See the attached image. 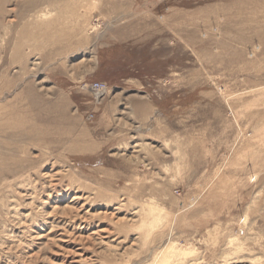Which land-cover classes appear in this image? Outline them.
Wrapping results in <instances>:
<instances>
[{
	"label": "rangeland",
	"instance_id": "obj_1",
	"mask_svg": "<svg viewBox=\"0 0 264 264\" xmlns=\"http://www.w3.org/2000/svg\"><path fill=\"white\" fill-rule=\"evenodd\" d=\"M0 264H264V0H0Z\"/></svg>",
	"mask_w": 264,
	"mask_h": 264
},
{
	"label": "built area",
	"instance_id": "obj_2",
	"mask_svg": "<svg viewBox=\"0 0 264 264\" xmlns=\"http://www.w3.org/2000/svg\"><path fill=\"white\" fill-rule=\"evenodd\" d=\"M92 89H93L95 96L97 97H103L107 93V88L105 87V85L94 84L92 86Z\"/></svg>",
	"mask_w": 264,
	"mask_h": 264
}]
</instances>
